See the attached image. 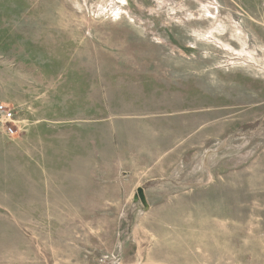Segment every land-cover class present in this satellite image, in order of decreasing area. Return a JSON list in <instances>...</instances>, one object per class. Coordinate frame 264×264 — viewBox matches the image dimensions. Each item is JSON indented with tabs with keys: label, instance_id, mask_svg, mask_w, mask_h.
<instances>
[{
	"label": "rangeland",
	"instance_id": "rangeland-1",
	"mask_svg": "<svg viewBox=\"0 0 264 264\" xmlns=\"http://www.w3.org/2000/svg\"><path fill=\"white\" fill-rule=\"evenodd\" d=\"M38 67L86 70L49 109L60 124L35 123ZM0 103L18 120L0 129V264L3 233L39 264H264V0H0ZM95 120L128 169L111 158L50 201L3 197V159L42 161L32 148L61 147L48 129Z\"/></svg>",
	"mask_w": 264,
	"mask_h": 264
},
{
	"label": "crops",
	"instance_id": "crops-1",
	"mask_svg": "<svg viewBox=\"0 0 264 264\" xmlns=\"http://www.w3.org/2000/svg\"><path fill=\"white\" fill-rule=\"evenodd\" d=\"M81 72H84L83 77L82 74H80ZM31 77L33 84L35 83L37 86V88L33 86V91L38 92L39 96H37V99L33 101L31 100V96H28L29 100H27V102L30 101L29 104L32 109H42L37 110L35 113V123L37 126L40 125L37 128L44 127L41 125H45L48 121H51L53 125L66 121L67 118H59L56 113L52 115L53 112L49 109H53L54 107L60 109L57 105L58 99L69 97V95H62V92L65 91V86L72 88L83 85L86 86L88 81L86 70L77 71V69L73 71L69 69H49L45 67H38L37 70H34V72L31 73ZM26 83L29 84V81L25 80L24 77L19 78L16 88L17 92H20V95L17 97L23 96L24 93L29 94V92H32V88L25 91L24 87H26ZM86 96L87 98L89 97L87 92ZM90 96L92 98L95 97L93 94ZM78 106L79 105H76L75 107ZM86 106H88V104H86ZM95 106L98 108L97 105ZM87 114L88 112L84 115L87 117ZM93 115H96V113H93ZM85 123L89 124L82 126L80 131H77V129H73V132H68L66 130L62 131L61 128L59 130V127L56 125L55 128L50 130L48 129V132L51 133L50 139L57 144L60 142L61 147L55 146L54 148H49L48 151L39 148H32V156L38 157L40 153L47 156L42 161L31 158V162L24 164L21 160L15 159L16 162L14 161V163L9 164L10 167H7L6 164L8 163L3 159V171L5 169H9L8 171L14 173L16 176V179L13 180L16 182L15 185L9 184L7 186L9 188H14L13 191H7L6 187L3 186V197H7L10 202L13 201L12 198H15L17 199L16 201L19 200L20 203L24 204L35 203L37 199L38 203L39 201L44 202V197L49 199L50 195L55 196L56 188L67 189V187H72L73 185H71L72 183H70V180L73 176H75L73 173H77L78 171L82 172L84 173L82 178L90 181L95 179L97 171L102 168L104 163H108L111 158V161H113L114 164L118 163L121 168H129V164H133V161L128 162L126 159L128 153L124 151L125 147L122 149L123 146H117L112 141L115 139L114 135L113 137L110 135L112 139L104 137L103 125L101 126L97 120L86 121ZM7 152L13 153V151L3 149V153L1 155L7 156ZM27 155L28 154H23V156ZM39 162H43L47 165L46 171L48 174L46 173V178L48 182L51 183L48 188H34L40 186H38L40 174L45 170V168L41 167ZM5 176L7 177V174ZM78 178L79 176L77 179ZM9 181L11 180H8L7 184ZM65 192L66 191H64V194ZM24 198H27V200ZM48 201H50V199ZM3 202L6 201L3 199ZM51 202H55V198ZM16 217L18 218V216ZM48 217L54 218V216ZM1 247L2 246H0V248ZM39 251V246H30L28 244L25 245L11 242L7 238V234L3 233V264H21L23 261L22 258H25L21 254L22 252H30V255H27L26 258H31V261L25 260L28 264H34V262L35 264H39Z\"/></svg>",
	"mask_w": 264,
	"mask_h": 264
},
{
	"label": "built area",
	"instance_id": "built-area-1",
	"mask_svg": "<svg viewBox=\"0 0 264 264\" xmlns=\"http://www.w3.org/2000/svg\"><path fill=\"white\" fill-rule=\"evenodd\" d=\"M18 120L14 109L6 104L0 103V129L9 137L14 136L18 131Z\"/></svg>",
	"mask_w": 264,
	"mask_h": 264
},
{
	"label": "water",
	"instance_id": "water-1",
	"mask_svg": "<svg viewBox=\"0 0 264 264\" xmlns=\"http://www.w3.org/2000/svg\"><path fill=\"white\" fill-rule=\"evenodd\" d=\"M141 193H142V190L139 191V194H141ZM140 196H141V197H139V196H136V197H135V201H136V202L139 201V198L141 199V201H144L145 198H144L143 194H141Z\"/></svg>",
	"mask_w": 264,
	"mask_h": 264
}]
</instances>
